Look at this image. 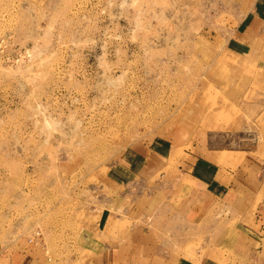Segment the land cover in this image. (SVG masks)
Here are the masks:
<instances>
[{"label":"rangeland","instance_id":"1","mask_svg":"<svg viewBox=\"0 0 264 264\" xmlns=\"http://www.w3.org/2000/svg\"><path fill=\"white\" fill-rule=\"evenodd\" d=\"M260 238L264 0H0V264H264Z\"/></svg>","mask_w":264,"mask_h":264},{"label":"crops","instance_id":"2","mask_svg":"<svg viewBox=\"0 0 264 264\" xmlns=\"http://www.w3.org/2000/svg\"><path fill=\"white\" fill-rule=\"evenodd\" d=\"M203 163V169L204 171H211L213 169L212 165L209 164V162H207L205 159L201 161ZM264 240V238H260V241ZM257 251L258 252H264V249L262 247L260 248H257ZM155 256L159 257V258H162V259H165L166 263L167 264H171L169 261V257H168V253H169V250L167 252V255H163L161 254L159 251H158V248L155 249ZM159 255V256H158ZM151 261H149V264H150ZM113 262L109 261V262H105V259L101 262V264H113ZM117 264H121V263H117Z\"/></svg>","mask_w":264,"mask_h":264}]
</instances>
